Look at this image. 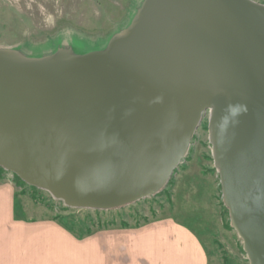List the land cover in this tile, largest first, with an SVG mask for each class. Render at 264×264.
<instances>
[{
	"label": "water",
	"instance_id": "obj_1",
	"mask_svg": "<svg viewBox=\"0 0 264 264\" xmlns=\"http://www.w3.org/2000/svg\"><path fill=\"white\" fill-rule=\"evenodd\" d=\"M206 114L230 225L264 264V5L144 0L104 50L0 48V168L69 208L158 194Z\"/></svg>",
	"mask_w": 264,
	"mask_h": 264
},
{
	"label": "rangeland",
	"instance_id": "obj_2",
	"mask_svg": "<svg viewBox=\"0 0 264 264\" xmlns=\"http://www.w3.org/2000/svg\"><path fill=\"white\" fill-rule=\"evenodd\" d=\"M143 1L0 0V48L16 50L27 58L51 56L61 48H69L77 55L104 50L114 35L130 25ZM252 1L264 5V0ZM0 183H9L15 189V217H57L70 229L90 234L171 218L199 237L211 264H249L222 201L208 140L207 114L195 131L183 162L164 189L122 209L66 207L2 168Z\"/></svg>",
	"mask_w": 264,
	"mask_h": 264
},
{
	"label": "crops",
	"instance_id": "obj_3",
	"mask_svg": "<svg viewBox=\"0 0 264 264\" xmlns=\"http://www.w3.org/2000/svg\"><path fill=\"white\" fill-rule=\"evenodd\" d=\"M15 213V189L0 183V264H211L199 237L171 218L77 237L58 219Z\"/></svg>",
	"mask_w": 264,
	"mask_h": 264
},
{
	"label": "trees",
	"instance_id": "obj_4",
	"mask_svg": "<svg viewBox=\"0 0 264 264\" xmlns=\"http://www.w3.org/2000/svg\"><path fill=\"white\" fill-rule=\"evenodd\" d=\"M56 219H57V217H56ZM60 223H61L63 226L67 227V226L65 225V223H63V222H61V221H60ZM110 224H112V223H109V225H110ZM121 226H122V227H125L124 224H122ZM67 228H68V230H69L71 233H73V234L76 235L77 237H83V236H85V235H89V234H90L89 231L79 232V230L74 231V230L70 229L69 227H67ZM225 261H226V260H225Z\"/></svg>",
	"mask_w": 264,
	"mask_h": 264
}]
</instances>
